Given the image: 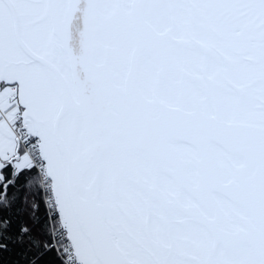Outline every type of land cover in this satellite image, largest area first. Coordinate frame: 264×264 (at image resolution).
<instances>
[{"label": "snow or ice", "instance_id": "1", "mask_svg": "<svg viewBox=\"0 0 264 264\" xmlns=\"http://www.w3.org/2000/svg\"><path fill=\"white\" fill-rule=\"evenodd\" d=\"M0 264H264V0H0Z\"/></svg>", "mask_w": 264, "mask_h": 264}]
</instances>
